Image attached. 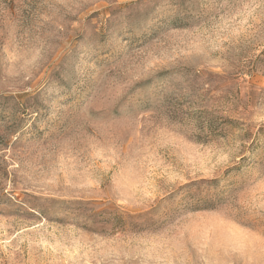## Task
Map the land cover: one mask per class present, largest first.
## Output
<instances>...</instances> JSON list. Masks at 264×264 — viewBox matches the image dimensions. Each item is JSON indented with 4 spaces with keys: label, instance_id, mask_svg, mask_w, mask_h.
Listing matches in <instances>:
<instances>
[{
    "label": "rangeland",
    "instance_id": "obj_1",
    "mask_svg": "<svg viewBox=\"0 0 264 264\" xmlns=\"http://www.w3.org/2000/svg\"><path fill=\"white\" fill-rule=\"evenodd\" d=\"M0 264H264V0H0Z\"/></svg>",
    "mask_w": 264,
    "mask_h": 264
}]
</instances>
